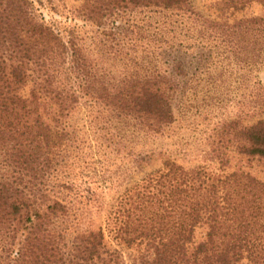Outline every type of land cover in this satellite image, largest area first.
<instances>
[{"label":"trees","instance_id":"trees-1","mask_svg":"<svg viewBox=\"0 0 264 264\" xmlns=\"http://www.w3.org/2000/svg\"><path fill=\"white\" fill-rule=\"evenodd\" d=\"M253 4L0 0V264H127L106 233L130 264H264V13L236 17ZM178 122L210 129L217 169L162 158L93 227Z\"/></svg>","mask_w":264,"mask_h":264},{"label":"rangeland","instance_id":"rangeland-1","mask_svg":"<svg viewBox=\"0 0 264 264\" xmlns=\"http://www.w3.org/2000/svg\"><path fill=\"white\" fill-rule=\"evenodd\" d=\"M215 0H192L193 6L196 11L200 12L204 16H214V11L211 9V5ZM264 13V8L258 4H253L244 13L237 14L236 17L260 15ZM194 99V98H190ZM223 105L221 109L215 111V115L233 116L236 114L235 108L238 98H222ZM201 127L194 125H188L187 123L180 124L179 122L174 126V132L165 137L159 138L153 144L151 148L155 150L153 158L149 162L140 168L136 173L132 174L122 187L113 190H105L102 194L103 204L100 209H92L90 213V222L93 227L101 226L105 228L106 218L109 212V206L112 204L116 195L123 190L124 186H129L133 182L141 178L145 173L157 169L161 166L162 158H170L176 161L178 164L183 165L186 168H192L197 166H205L209 169L215 170L218 165L214 161L208 160L204 155L209 148V142L206 141V135H209L210 129L201 132ZM243 162L238 156L231 161V168H237ZM204 235V229L198 228L195 232V240H201ZM107 243L119 249L127 264H130L129 255L134 253L133 249L126 248L123 244L116 242L108 233H106Z\"/></svg>","mask_w":264,"mask_h":264}]
</instances>
